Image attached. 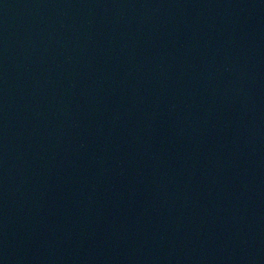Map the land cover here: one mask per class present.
Listing matches in <instances>:
<instances>
[{
  "label": "water",
  "instance_id": "1",
  "mask_svg": "<svg viewBox=\"0 0 264 264\" xmlns=\"http://www.w3.org/2000/svg\"><path fill=\"white\" fill-rule=\"evenodd\" d=\"M0 264H264V0H0Z\"/></svg>",
  "mask_w": 264,
  "mask_h": 264
}]
</instances>
